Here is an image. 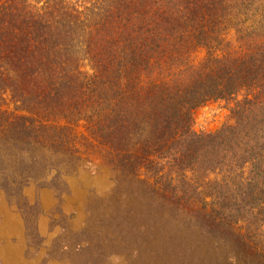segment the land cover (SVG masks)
<instances>
[{"label":"trees","instance_id":"obj_1","mask_svg":"<svg viewBox=\"0 0 264 264\" xmlns=\"http://www.w3.org/2000/svg\"><path fill=\"white\" fill-rule=\"evenodd\" d=\"M55 167L108 168L181 264H264V0H0V187Z\"/></svg>","mask_w":264,"mask_h":264},{"label":"rangeland","instance_id":"obj_2","mask_svg":"<svg viewBox=\"0 0 264 264\" xmlns=\"http://www.w3.org/2000/svg\"><path fill=\"white\" fill-rule=\"evenodd\" d=\"M228 116L223 103H207L194 111L193 129L215 132ZM112 178L105 167H55L12 192L0 187V249H19V264H181L185 250L159 246L137 203L112 197ZM7 257L0 250V264H12Z\"/></svg>","mask_w":264,"mask_h":264},{"label":"bare ground","instance_id":"obj_3","mask_svg":"<svg viewBox=\"0 0 264 264\" xmlns=\"http://www.w3.org/2000/svg\"><path fill=\"white\" fill-rule=\"evenodd\" d=\"M4 254L8 253L7 261L12 264H19L20 261V250L14 249L12 245L4 244L0 249ZM56 264V263H54Z\"/></svg>","mask_w":264,"mask_h":264}]
</instances>
